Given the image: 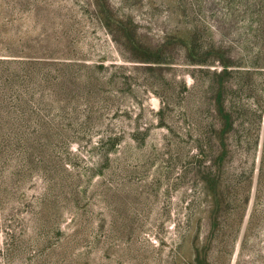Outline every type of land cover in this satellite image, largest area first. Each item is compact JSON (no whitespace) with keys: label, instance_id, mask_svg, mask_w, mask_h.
<instances>
[{"label":"rangeland","instance_id":"374dc122","mask_svg":"<svg viewBox=\"0 0 264 264\" xmlns=\"http://www.w3.org/2000/svg\"><path fill=\"white\" fill-rule=\"evenodd\" d=\"M239 9L0 0V264H264V69L223 155L202 58L249 67Z\"/></svg>","mask_w":264,"mask_h":264},{"label":"trees","instance_id":"16d2710c","mask_svg":"<svg viewBox=\"0 0 264 264\" xmlns=\"http://www.w3.org/2000/svg\"><path fill=\"white\" fill-rule=\"evenodd\" d=\"M237 1L240 8L238 15L243 22L245 19L244 28H246L245 32L247 33L244 42L254 46L258 44L262 49L252 54L249 67L240 65V68H236L232 60L235 58L224 51L219 40H212V44L207 47L203 54L204 57H202L209 59L210 64L219 67L218 70L215 68L211 72V86L213 88V102L216 106L215 113L220 120L218 134L222 137L223 155L229 152L227 148L228 136L232 133H239V129L242 127L240 114L244 115L245 112L239 105L237 107L231 106L226 99V94L241 93L244 91V85L251 82L252 75L264 69V0ZM214 16H216L215 13ZM214 20V32L220 33L222 23L216 18ZM256 118L259 120V115H256ZM223 155L221 159H223Z\"/></svg>","mask_w":264,"mask_h":264}]
</instances>
